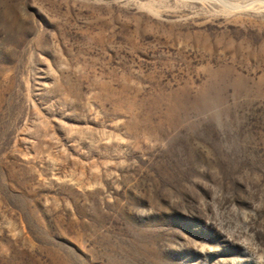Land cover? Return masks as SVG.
Returning <instances> with one entry per match:
<instances>
[{"label":"rangeland","instance_id":"rangeland-1","mask_svg":"<svg viewBox=\"0 0 264 264\" xmlns=\"http://www.w3.org/2000/svg\"><path fill=\"white\" fill-rule=\"evenodd\" d=\"M0 264H264V0H0Z\"/></svg>","mask_w":264,"mask_h":264}]
</instances>
